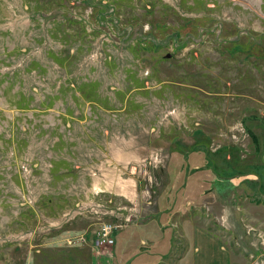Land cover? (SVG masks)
Instances as JSON below:
<instances>
[{
	"label": "rangeland",
	"instance_id": "obj_1",
	"mask_svg": "<svg viewBox=\"0 0 264 264\" xmlns=\"http://www.w3.org/2000/svg\"><path fill=\"white\" fill-rule=\"evenodd\" d=\"M263 137L264 0H0V264H69L103 222L119 264L135 218L221 191L262 219Z\"/></svg>",
	"mask_w": 264,
	"mask_h": 264
},
{
	"label": "crops",
	"instance_id": "obj_2",
	"mask_svg": "<svg viewBox=\"0 0 264 264\" xmlns=\"http://www.w3.org/2000/svg\"><path fill=\"white\" fill-rule=\"evenodd\" d=\"M261 146L263 161L246 173L252 176L248 180L253 181L261 197L260 201L264 203V137ZM249 181L243 182L241 187L250 188ZM230 182L223 188L231 186ZM219 193H215L211 202L212 211L205 216L196 209L181 211L183 205L191 207V200L187 199L186 202H180L173 213H167L169 209L164 208L154 211L143 220L135 218L134 220L142 221L145 228L132 234L139 244L132 245L130 251L120 257L119 264H145L150 260L151 264H247L249 254L263 246L264 218L251 219V214L245 213V209L250 207L245 208L241 203L236 206L227 200V196H218ZM248 198L247 196L246 199ZM160 204L166 206L168 203ZM158 208L160 209L159 206ZM259 212L260 210L256 213ZM248 219L256 223L258 233L250 228L252 226H249L251 224ZM117 233L118 230L115 231V237ZM91 239L88 236L85 242L87 244H84L86 246L81 243L82 245L66 249L67 263L104 264L105 260L100 261L98 257L106 255L110 258L106 264H117L114 260L115 243L108 247L106 253V247L104 251L96 248Z\"/></svg>",
	"mask_w": 264,
	"mask_h": 264
},
{
	"label": "built area",
	"instance_id": "obj_3",
	"mask_svg": "<svg viewBox=\"0 0 264 264\" xmlns=\"http://www.w3.org/2000/svg\"><path fill=\"white\" fill-rule=\"evenodd\" d=\"M121 228L120 224L112 222H103L95 233L93 244L95 247H111L115 243V231ZM67 244L82 243L85 241L84 233H76L67 236L64 239Z\"/></svg>",
	"mask_w": 264,
	"mask_h": 264
},
{
	"label": "trees",
	"instance_id": "obj_4",
	"mask_svg": "<svg viewBox=\"0 0 264 264\" xmlns=\"http://www.w3.org/2000/svg\"><path fill=\"white\" fill-rule=\"evenodd\" d=\"M142 41H143V42H146L147 40H146V39H143ZM153 44H154L153 42H150L149 45H148L147 47H149V46H151V45H153Z\"/></svg>",
	"mask_w": 264,
	"mask_h": 264
},
{
	"label": "water",
	"instance_id": "obj_5",
	"mask_svg": "<svg viewBox=\"0 0 264 264\" xmlns=\"http://www.w3.org/2000/svg\"><path fill=\"white\" fill-rule=\"evenodd\" d=\"M164 56H165L166 58H169V57H170V53H166Z\"/></svg>",
	"mask_w": 264,
	"mask_h": 264
}]
</instances>
